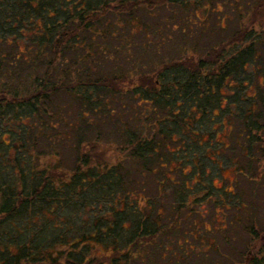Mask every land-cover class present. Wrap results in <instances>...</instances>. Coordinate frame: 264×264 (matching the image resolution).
<instances>
[{"label": "trees", "instance_id": "trees-1", "mask_svg": "<svg viewBox=\"0 0 264 264\" xmlns=\"http://www.w3.org/2000/svg\"><path fill=\"white\" fill-rule=\"evenodd\" d=\"M263 82L264 0H0V264H159L209 164L264 176Z\"/></svg>", "mask_w": 264, "mask_h": 264}, {"label": "rangeland", "instance_id": "rangeland-1", "mask_svg": "<svg viewBox=\"0 0 264 264\" xmlns=\"http://www.w3.org/2000/svg\"><path fill=\"white\" fill-rule=\"evenodd\" d=\"M162 51L161 55L166 58L171 57V53L175 54V51L171 52L169 48ZM258 91L263 93L264 89L259 87ZM229 92V89L224 91L226 94ZM217 139L226 142L232 140L226 131L220 132ZM213 143L214 139L208 140V149L213 146ZM233 153L236 157L225 162L223 169L217 164L220 172L209 164L207 169L214 175L211 183L216 188L210 192L211 196L200 204L188 205L178 214L173 210L169 219H174V215L177 214L172 226L177 223L178 229L169 234L168 239H163L162 242L168 249L166 256L163 255V251L162 255L158 252L159 264H165V260H169L170 264L175 262L176 264H240L250 241L252 217L255 218L253 224L256 232L258 230L264 232V176L258 182H250V178L237 172V167L244 166L243 172L248 176L253 173L254 168L242 165L245 160L239 149L235 148ZM230 155L233 154L228 151L224 157L225 160ZM220 158H223L222 155ZM188 185L193 186L195 183L189 180ZM225 203L228 204V208L224 206ZM187 210L192 211L189 216L186 214ZM166 211L170 213L172 210ZM192 228L193 232L188 233V230ZM202 236L205 237L202 238ZM177 241L180 245L176 243ZM151 252L149 251V254ZM151 256L149 259H156ZM142 264H149V262L142 261Z\"/></svg>", "mask_w": 264, "mask_h": 264}]
</instances>
